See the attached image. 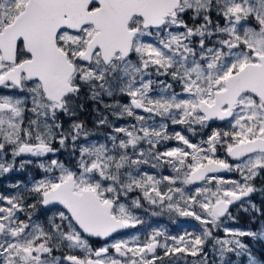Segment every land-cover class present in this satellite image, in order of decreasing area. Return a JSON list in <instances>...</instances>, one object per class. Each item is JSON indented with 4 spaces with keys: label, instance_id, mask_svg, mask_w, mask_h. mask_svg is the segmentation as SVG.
I'll return each mask as SVG.
<instances>
[{
    "label": "snow or ice",
    "instance_id": "obj_1",
    "mask_svg": "<svg viewBox=\"0 0 264 264\" xmlns=\"http://www.w3.org/2000/svg\"><path fill=\"white\" fill-rule=\"evenodd\" d=\"M213 11L223 26L213 24ZM188 12L203 23L189 27L183 19ZM193 36L200 37L198 50ZM212 36L217 39L207 46L205 38ZM150 69L170 76L180 92L161 81V94L154 98ZM83 85L94 100L101 93L127 96L128 103L105 107L118 119L132 117L140 126L116 127L124 138L111 136V148L80 146L78 171L51 161L46 171L58 169L59 175L36 182L30 190L43 205L62 206L47 227L18 219L16 213L25 208L21 195L0 196L8 205L0 207V264H163L165 257L176 254L199 256L194 264H209L204 252L209 241L220 264H241L240 258L246 264H264L241 239L264 240V229L225 227L226 238L214 235L222 218L230 216L229 207L256 190L251 181L264 171V0H0V86L28 94L0 96V172L13 167L3 160L9 146L13 159L56 152L54 140L63 147L71 139L75 150L79 137L88 135L84 125L73 123L65 131L57 116L70 111ZM137 110L172 124L204 127L212 120H227L230 130L213 131L194 144L180 132L169 135L165 123L145 126V116ZM26 112L31 113L27 126ZM107 122V117L99 121ZM171 139L183 146L157 150ZM142 142L147 151L139 148ZM218 146L242 160L235 165L242 182L214 175L233 170L217 158ZM163 164L175 175L157 178L140 171L141 165ZM195 182L214 183L215 188L185 195L183 186ZM135 190L150 205L193 217L203 226L201 233L168 237L154 229L145 242L133 237L94 250L85 234L108 238L143 223L134 214L142 207L140 198L131 206L121 201ZM65 248L79 249L83 256L53 254ZM158 249H163L162 256ZM230 254L237 259H228Z\"/></svg>",
    "mask_w": 264,
    "mask_h": 264
},
{
    "label": "rangeland",
    "instance_id": "obj_2",
    "mask_svg": "<svg viewBox=\"0 0 264 264\" xmlns=\"http://www.w3.org/2000/svg\"><path fill=\"white\" fill-rule=\"evenodd\" d=\"M223 19L220 18V24H222ZM254 23V22H253ZM182 28L178 29V31H181ZM147 40L151 41L153 38L152 37H147ZM217 38L212 39V43L216 40ZM194 44L197 45L199 44V39H196L194 41ZM211 46V43H209ZM198 50V49H197ZM135 56H133V60H135ZM150 72H152V75L148 78L153 80V91L151 95H153L154 98L158 97L159 94H161V89L159 88V82L163 81L165 83H171L173 85L172 90L175 92H180L181 88L180 85L173 82L170 76H157L154 74V70L150 69ZM118 93V92H117ZM100 99V98H98ZM117 102V101H116ZM115 102V103H116ZM119 103H121L119 101ZM79 111L77 109L75 110H70L67 115H69V119L71 120L68 123V128L63 129L65 131L69 130L71 125L73 123H81L80 119V114L78 113ZM93 113H97L98 116L100 117L98 120H93L92 114L87 115V120L92 121L94 123H87L90 124L92 127L89 128L86 132L88 135L85 137L83 134L79 137L78 141L75 144V150L73 146V142L71 139H69L66 144L69 145L68 149L70 151V155L66 156H76L74 155L76 151L79 152V147L80 146H87L91 145L93 143L99 145V144H105L109 148L112 147V140L111 136L116 135L119 138H124L122 134L116 133L113 131L112 134L108 133L106 127H103L102 124L99 123L101 119L105 118V110L100 109V107L95 106ZM139 115H141L139 113ZM117 118V117H116ZM124 118H132V117H122L119 118L118 120H122ZM134 119V118H132ZM146 119V124L145 126H150V127H159L161 123H165L168 125L167 131L169 135H174L175 132H180L182 135H184L191 143L194 144H200L203 141H206L207 138L212 134L213 131L219 130V131H228L230 130V124L227 120L224 122H220L218 120L214 121L213 123L207 124V126H200L198 124H190V125H181V124H172L170 119H165L161 118L159 116L153 115L151 118H148L145 116ZM128 125H124V123H112L114 125V129L116 127H128L133 124H137V126H140L137 121L134 120L132 122L131 120L127 121ZM110 134V135H109ZM100 136V137H99ZM99 137V138H98ZM110 140V143L108 142ZM55 141V140H54ZM83 141V142H82ZM170 142V145H169ZM146 142H144L145 144ZM66 144L62 147L59 144V150L62 152V154L65 152L67 149ZM161 146V148H159ZM177 146H183L181 142L171 139L168 141L162 142L160 145L157 146V150L159 151H165L168 148L171 147H177ZM148 144L147 147L144 149L147 151L148 149ZM64 150V151H63ZM131 152V149L129 150ZM139 151V148L137 149ZM80 155V154H79ZM5 156V155H4ZM3 156V157H4ZM217 158L219 159H224L228 160V156L226 151L224 150L223 147L218 146L217 148V153H216ZM38 157V156H37ZM135 158V157H134ZM4 160V159H3ZM5 161V160H4ZM242 163V160H237L234 161L233 165V175L232 176H226V175H216L217 177H222L226 180H239L242 182V175L239 171L235 170V165ZM13 164V163H12ZM22 165V164H21ZM19 166V168L16 167L15 164H13V167L10 171L8 172H0V187L4 186L5 188L8 189V191L5 193V195H8L7 197H12V196H17L20 195L21 191H27L30 192V190L33 188L34 184L42 179L45 178H52L50 177V173L47 171L46 168L47 166L43 163H38L37 166L38 168L41 169V171L44 173L43 176H37L34 172H27L25 174V167L24 166ZM41 165H44V167H41ZM149 167V171H143L145 167ZM20 168L22 169L21 175H19L18 180H8L9 175L13 174L14 172L20 171ZM67 168V167H66ZM164 169V170H163ZM155 170V172L153 171ZM140 171L141 173L143 172H148L151 175H155L157 178H160L162 176H172L175 175L173 169L168 166L167 164H163L161 167L157 168H152L150 165H141L140 166ZM164 171H167L166 174H163ZM15 177V175H13ZM264 171H260L259 174L251 181L252 185H258L260 184L261 186L257 190V195L254 197L251 201L244 202L240 204L239 206L236 207L235 211L233 214H230V216H226L222 218L221 222V227L217 228L214 230V235L217 237L221 238H226V233H224L223 228H229V229H234V230H241V231H254V232H259L262 229H264ZM181 186V185H177ZM205 186H210L215 188V184L213 183L212 185H205L204 182L199 183V185H185L184 190H185V195H194L195 191L197 188H203ZM163 187V186H162ZM18 188V191L15 193H11L10 190ZM137 192H140L139 190L132 191L128 193V196L125 197L126 200L124 203L128 204L131 206V202L136 199L140 198L142 207L138 209H134V214L141 220L143 223L137 224L132 231L129 233L128 236L123 237V238H117L114 239L111 243L107 245H111L117 240H122V239H127L129 241L132 240L133 237H138L139 241L145 242L147 238L150 236L152 231L154 229H159L163 232L166 233L168 237L172 236H180L183 235L184 233H193L196 235H199L202 231V225L200 224L199 221H196L193 217H182L178 213L172 211L169 212L166 207H161L159 205H150L146 200L143 199L142 193L140 192V195L138 197L135 196ZM26 193V192H24ZM27 194V193H26ZM35 194V193H33ZM34 196V195H32ZM123 197V196H122ZM121 197V198H122ZM35 205V202H34ZM252 205H255V209L252 207ZM0 207H7L5 206L1 200H0ZM44 209V210H43ZM197 212H199V207L197 206L195 209ZM39 215L36 216V218L30 222L34 223H39L42 225H45L47 227V221L49 218L54 217L58 211H45V207L37 208L36 210ZM86 238V237H85ZM249 238L252 239V242H260L264 244V240H261L259 237L253 238V237H244L241 238L244 243L245 240ZM88 240L89 245L95 250L99 249L104 246H99L95 240L86 238ZM161 243L165 242L164 237L159 238ZM167 243L171 244L172 241L169 239L167 240ZM212 242L209 241L208 244L205 245L204 247V252L208 253L209 256V264H220V258L218 254L212 252ZM259 246L256 247V251L258 250ZM253 254L257 256L255 253L258 254L255 250L251 249ZM58 256H63L64 253H69L71 255H78V256H83V252L79 249L75 250H69L67 248L63 249L62 251H56ZM55 255V252L53 253ZM109 254H114V249H109ZM157 255L162 256L163 255V249H158L157 250ZM259 255V254H258ZM258 257V256H257ZM200 257H192L191 255L187 254H176L175 257L169 256L164 258L163 264H194V261H198ZM246 264V263H245Z\"/></svg>",
    "mask_w": 264,
    "mask_h": 264
},
{
    "label": "flooded vegetation",
    "instance_id": "obj_3",
    "mask_svg": "<svg viewBox=\"0 0 264 264\" xmlns=\"http://www.w3.org/2000/svg\"><path fill=\"white\" fill-rule=\"evenodd\" d=\"M211 18H212V22L213 24L219 23L220 24V17L217 16V14L213 11L211 13ZM183 19L185 21V23L189 26V27H198L199 25H201L203 23V19L202 18H193V13L192 12H188L187 14H185L183 16ZM224 21H222V24H220L221 26H223ZM176 29H174L175 31ZM181 31H184V29L182 28ZM217 38L216 36H212L210 38L206 37V44L207 46H209L211 43V46L215 43V41L212 43V39ZM196 39H200V37L198 36H193L192 37V45L193 47L199 49V44L195 45L194 41ZM28 94L26 92H21L18 89H13V88H4L3 86H0V96H13V97H17V98H23L25 96H27ZM100 99H92L91 98V92L89 89V86L87 85H83L81 87V91L78 95L77 98L74 99L73 101V107L70 108V110H75L77 109L80 114V121L81 123L84 125V131L86 132L89 128H91L92 126L90 124L87 123H94L92 121H88L87 120V115L92 114L93 120H98L100 117L98 116L97 113H93L94 107L98 106L100 107V109L105 110V117H107V123L103 124V127H106L108 133L112 134L114 131V125L112 123H124V125H128L127 121L131 120L132 122H134L135 119L132 118H124L122 120H118V118H116L115 115H113V109L111 108H107L105 107V105H113L115 104L116 101H120V104H126L129 102V98L127 96L121 95L119 93H116L114 96L109 97L107 95H105L104 93H101L99 96ZM27 108H31V102L30 100L27 103ZM137 113L144 115L146 117L149 118V114L144 113L142 110H137ZM31 118V113L30 112H26L25 113V126H27V119ZM57 120L58 122L62 125L63 129L68 128V123L71 121L69 119V115H67V113H58L57 116ZM136 121V120H135ZM109 134V135H110ZM123 136V135H122ZM100 137V136H99ZM98 137V138H99ZM83 142V141H82ZM108 142L110 143V140H108ZM170 145V142H169ZM68 146L66 144L67 149L65 150V152L62 154V152L59 150V143L58 140L53 141V147L57 149L56 152L53 153H47L43 156H33L31 154H21L20 156L15 157V159H13L12 154H11V146H9L6 150V154L3 157V159L7 162V163H13L16 165L17 168H19V166H24L25 167V174L27 172H34L35 174H37V176H43V172L41 171L40 168H38L37 164L38 163H43L46 166H48L51 161L53 159L58 160L59 162H61L65 167H67L68 169L72 170V171H78V164L80 161V153L78 151H76V153L74 155L76 156H66V155H70V151L68 149ZM147 147V143L144 144V142H142V144L139 146V148H143L145 149ZM161 148V146L159 147ZM64 151V150H63ZM227 162L229 164H231L232 166L234 165V161H231L230 159L227 160ZM149 171V167L146 166L145 169L143 171ZM164 170V169H163ZM21 171L22 169L20 168V171L18 172H14L12 175H9L8 180H18L19 175H21ZM155 172V170H153ZM167 171H164L163 174H166ZM48 175V171L46 172ZM15 175V177L13 176ZM58 176L59 175V170L58 169H54L51 173H50V177L52 176ZM233 175V170H231V173L226 175V176H232ZM264 184V183H263ZM199 185V184H198ZM256 190L254 192L251 193V196L244 200L241 201L237 206H239L240 204L244 203V202H248L251 201L254 197H256L257 195V190L258 188L261 186L260 184L258 185H252ZM8 191L7 188H5L4 186L0 187V196H8L5 195V193ZM18 191V188L16 189H12L10 190L11 193H15ZM26 192V193H24ZM20 195L23 197V204L25 205V208L23 211H18L16 213L18 219L20 221H25V222H30L29 221V213H31V221L34 220L36 218L37 215H39V213L36 211L37 208H41L45 207V211H60L62 210L61 207L58 206H54V207H46L44 206L42 203H40L39 197L36 194H33V192H27V191H21ZM34 195V196H32ZM140 195V192H137L135 194L136 197H138ZM121 201H127L125 197L121 198ZM1 202L5 205H7L6 201L1 200ZM35 202V207L34 208H30L28 207L29 205H34ZM128 202V201H127ZM236 206V207H237ZM235 208H233L232 210H230V214H233V212L235 211ZM44 210V209H43ZM132 231V228L128 229L127 231L118 234L116 237L111 238L107 241H97L96 243L98 245L104 246L107 245L109 243H111L114 239L117 238H123L129 235V233ZM58 253L55 252V255H57ZM64 255H69V253H64ZM63 255V256H64Z\"/></svg>",
    "mask_w": 264,
    "mask_h": 264
},
{
    "label": "water",
    "instance_id": "obj_4",
    "mask_svg": "<svg viewBox=\"0 0 264 264\" xmlns=\"http://www.w3.org/2000/svg\"><path fill=\"white\" fill-rule=\"evenodd\" d=\"M214 121H215V120H212V121H209V122H214ZM218 121H220V120H218ZM220 122H224V121H220ZM228 157H229V156H228ZM229 158L232 159V160L237 161V159H234V158H232V157H229ZM229 173H230V171H228V170H223V171H221V172H219V173H215V174H217V175H225V174H229ZM198 183H201V182H195L193 185H196V184H198ZM250 196H251V193L249 194V196H247V197H243L240 201H236V202H234V203L229 207V210L232 209L234 206L238 205L241 201H243V200H245V199H248ZM44 206H46V207H54V206H58V207H61V208H62V206H60V205H56V204H50V205H44ZM126 229H129V228H126ZM126 229H121V230H119L117 233H113L111 237H114V236H116L117 234L126 231ZM85 236H87V235L85 234ZM88 238H92V239H103V240H106V239H108V238H110V237H108V238L88 237Z\"/></svg>",
    "mask_w": 264,
    "mask_h": 264
},
{
    "label": "trees",
    "instance_id": "obj_5",
    "mask_svg": "<svg viewBox=\"0 0 264 264\" xmlns=\"http://www.w3.org/2000/svg\"><path fill=\"white\" fill-rule=\"evenodd\" d=\"M252 241L253 240L249 239V238H247L245 240L246 244H248L249 247L253 250H255L257 246H259L258 250L257 251L255 250L256 252H258L259 255L257 253H255V254L258 256V258H264V244H262L260 242H252ZM228 259L235 260L237 258L233 254H230ZM240 259H241V264L246 263V259H244V258H240Z\"/></svg>",
    "mask_w": 264,
    "mask_h": 264
}]
</instances>
